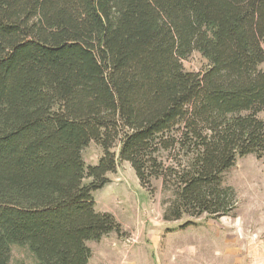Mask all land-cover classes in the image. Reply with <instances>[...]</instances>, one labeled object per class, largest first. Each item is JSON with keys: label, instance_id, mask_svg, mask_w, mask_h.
Segmentation results:
<instances>
[{"label": "trees", "instance_id": "1", "mask_svg": "<svg viewBox=\"0 0 264 264\" xmlns=\"http://www.w3.org/2000/svg\"><path fill=\"white\" fill-rule=\"evenodd\" d=\"M263 63L264 0H0V264H89L122 231L94 192L123 161L175 190L167 219L230 215L223 173L264 159Z\"/></svg>", "mask_w": 264, "mask_h": 264}, {"label": "rangeland", "instance_id": "2", "mask_svg": "<svg viewBox=\"0 0 264 264\" xmlns=\"http://www.w3.org/2000/svg\"><path fill=\"white\" fill-rule=\"evenodd\" d=\"M183 63L191 71L208 66L199 51H193ZM103 153V147L92 141L82 155L89 165L97 164ZM165 155L161 153L168 163ZM108 176L110 182L94 192L96 209L112 213L122 231L88 241L92 249L89 264H238V256L245 264H255L254 251L264 243L260 234L264 230V159L255 154L239 157L223 173V186L231 188L227 200L234 198L236 204L230 215L218 217L184 212L178 219H167L176 205L175 190L165 188L161 178L153 180V191L142 187L127 161L120 162ZM236 238L243 243L236 244ZM233 247L238 249L237 255L225 263V252ZM35 261L28 245H11V264Z\"/></svg>", "mask_w": 264, "mask_h": 264}, {"label": "crops", "instance_id": "3", "mask_svg": "<svg viewBox=\"0 0 264 264\" xmlns=\"http://www.w3.org/2000/svg\"><path fill=\"white\" fill-rule=\"evenodd\" d=\"M260 234L261 235H264V230H262L261 229V232H260ZM243 239H241V238H236L235 240H234V242L236 243V244H238V245H241L242 243H243ZM262 245V247L261 248H259V251L258 252H256L257 250H255L254 252L255 253H257L255 256L256 257H254L255 258V264H264V243L263 244H261ZM238 250V249H237ZM236 249H235V247H233V248H229V249H227V251L225 252V254H226V256H225V263H228L230 260H231V258H232V255H237V251ZM235 252V253H234ZM259 254V255H258ZM258 255V256H257ZM243 261V258H241V257H237L236 258V262L238 263V264H245L244 262H242Z\"/></svg>", "mask_w": 264, "mask_h": 264}]
</instances>
